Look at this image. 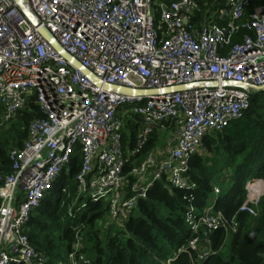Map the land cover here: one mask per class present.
I'll list each match as a JSON object with an SVG mask.
<instances>
[{
	"label": "built area",
	"instance_id": "obj_1",
	"mask_svg": "<svg viewBox=\"0 0 264 264\" xmlns=\"http://www.w3.org/2000/svg\"><path fill=\"white\" fill-rule=\"evenodd\" d=\"M251 1L224 0L210 9L205 0H28L39 21L33 27L12 0H0V130L31 104L38 113L22 147L7 153L9 172L0 171V264H49L31 244L28 224L57 183L70 198V180L62 184L61 177L77 159L67 214L75 218L88 203L104 204L95 229L110 222L104 229L110 237L157 183L189 187L185 175L204 139L240 120L251 96L264 92V4L244 21ZM40 28L102 86L61 57ZM241 31L242 41L231 45ZM192 84L199 86L153 97L104 90L161 92ZM154 135L157 146L140 159ZM244 190L238 213L256 217L264 182L252 178ZM213 193L220 194L217 185ZM188 221L195 233L189 249L201 261L213 254L215 231L227 238L238 231L235 217L211 205ZM84 229L81 223L72 230L69 264H92L83 251Z\"/></svg>",
	"mask_w": 264,
	"mask_h": 264
},
{
	"label": "trees",
	"instance_id": "obj_2",
	"mask_svg": "<svg viewBox=\"0 0 264 264\" xmlns=\"http://www.w3.org/2000/svg\"><path fill=\"white\" fill-rule=\"evenodd\" d=\"M209 8L222 6L224 0H205ZM264 4V0H252L243 20H248L253 10ZM246 35L239 32L231 40V45L240 43ZM38 117L35 105L31 104L6 131L0 130V171L9 172L10 163L7 153L10 149L21 148L27 138L30 122ZM135 126L130 127V140L135 141ZM126 140V137L123 138ZM159 138L154 135L139 156L142 159L155 147ZM206 154H196L189 163L185 175L189 180L187 188H166L157 183L149 189L147 197L140 200L121 232L115 237L102 234L95 229L96 222L106 212L101 203L88 204L75 218L67 214V203L60 199L55 204L44 200L34 212L28 224L29 240L38 251L45 252L50 258L49 264H56L57 258L49 256L42 249L43 241L49 248L54 230L57 239L68 246L73 239V228L84 223L86 229V247L83 251L92 264H264V194L260 199L258 215L250 217L238 213L245 201V183L252 178L264 182V92L255 93L244 116L231 122L221 133L207 136L202 145ZM77 159L63 173L62 184L68 182L70 192L74 193L72 179L80 169ZM129 164L125 173L129 170ZM229 173L230 189L214 196L213 186ZM62 196V195H61ZM66 199V197H63ZM64 201V200H63ZM67 201V200H66ZM68 202V201H67ZM214 213L220 212L231 220L236 218L238 231L235 235H225L219 229L210 237L213 254L205 260H199L198 254L189 249L190 241L195 237L188 218L197 220L210 206ZM202 238V233H199ZM225 247L226 252L222 253Z\"/></svg>",
	"mask_w": 264,
	"mask_h": 264
},
{
	"label": "water",
	"instance_id": "obj_3",
	"mask_svg": "<svg viewBox=\"0 0 264 264\" xmlns=\"http://www.w3.org/2000/svg\"><path fill=\"white\" fill-rule=\"evenodd\" d=\"M15 5L18 7V9L22 12V14L27 18L29 23L33 27H39V21L37 17L34 15L32 12L28 0H12ZM39 33L42 35V37L60 54L61 57H63L67 62L72 64L75 68L80 70L85 76H87L95 85L101 87L102 84L101 82L94 76L92 75L89 71L86 69L82 68L79 62H77L73 57L68 55L66 52L62 50V48L58 45V43L54 40V38L50 35V33L45 29V28H40ZM199 84H192V85H187V86H180V87H169L161 92H159L156 89L152 90H136L133 91L131 89L123 88V87H115V86H109L105 85L104 90L107 91H115L120 94L126 95V96H145V97H153L157 96L160 93L163 95L166 94H172V93H177V92H182L184 90H189L192 88L198 87ZM238 87H241L242 85H237ZM260 91V89H259ZM262 92V91H261Z\"/></svg>",
	"mask_w": 264,
	"mask_h": 264
},
{
	"label": "rangeland",
	"instance_id": "obj_4",
	"mask_svg": "<svg viewBox=\"0 0 264 264\" xmlns=\"http://www.w3.org/2000/svg\"><path fill=\"white\" fill-rule=\"evenodd\" d=\"M12 123L10 124V126H9V128H11L12 127ZM8 128V127H7ZM8 128V129H9ZM165 140L166 139H163L162 141H160V143L159 144H161V145H163L164 144V142H165ZM159 142V141H158ZM156 146H157V144H156ZM200 155H208V154H206V152H205V149H204V147L202 146L201 147V149H200V153H199ZM222 178V177H221ZM227 180H229V178L228 177H226L225 178V176L222 178V181L223 182H219V183H216V185L218 186V187H222V186H224L223 187V190L224 191H228L229 189H230V186H229V184L227 183V182H225V181H227ZM249 180H251V179H249ZM248 180V181H249ZM59 185H60V183H57L56 185H55V188L49 193V195H48V198H47V201L49 202V203H51V204H55L56 202H57V200L58 199H60V201H62V204H63V200H64V203H67V210H68V203L70 202V199H71V197L73 196V192L71 193L70 192V198H67L66 196H64V197H66L67 199H63L62 198V196L59 194V192H58V188H59ZM68 202H67V201ZM88 204H90V203H88ZM87 204V205H88ZM92 204V203H91ZM87 205H86V207H87ZM75 207V206H74ZM73 207V208H74ZM85 207V208H86ZM85 208H82L79 212H77V213H81ZM76 213V214H77ZM105 225V228L104 229H109L110 227H111V223L110 222H106V221H104V223H103V226ZM76 227V226H75ZM104 229H102V228H100L99 230L100 231H103V233H105V234H108V230H104ZM111 231H112V229H111ZM110 231V232H111ZM205 231V229H199V232L200 233H203ZM57 235H58V231L57 230H54V233H53V235L51 236V238H50V240H51V244H50V247L48 248L47 246H46V244H45V241H43L42 243H43V245H42V249L43 250H46L47 251V253L49 254V256H54V257H56L57 258V262H61L62 264H69V261H68V258H67V255H68V246L65 244V243H62L61 241H59L58 239H57ZM84 236H85V239H84V247H86V235H85V233H84ZM202 250H206V247H203L202 246ZM226 252V249H225V247L222 249V253H225Z\"/></svg>",
	"mask_w": 264,
	"mask_h": 264
}]
</instances>
